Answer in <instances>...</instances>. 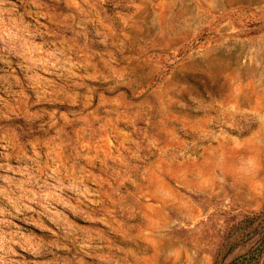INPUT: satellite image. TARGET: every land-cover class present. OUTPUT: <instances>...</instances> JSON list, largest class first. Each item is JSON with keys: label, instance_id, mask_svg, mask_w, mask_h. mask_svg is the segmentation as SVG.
<instances>
[{"label": "rangeland", "instance_id": "374dc122", "mask_svg": "<svg viewBox=\"0 0 264 264\" xmlns=\"http://www.w3.org/2000/svg\"><path fill=\"white\" fill-rule=\"evenodd\" d=\"M264 264V0H0V264Z\"/></svg>", "mask_w": 264, "mask_h": 264}, {"label": "trees", "instance_id": "16d2710c", "mask_svg": "<svg viewBox=\"0 0 264 264\" xmlns=\"http://www.w3.org/2000/svg\"><path fill=\"white\" fill-rule=\"evenodd\" d=\"M261 249L256 248L233 259L229 264H257L260 261Z\"/></svg>", "mask_w": 264, "mask_h": 264}]
</instances>
